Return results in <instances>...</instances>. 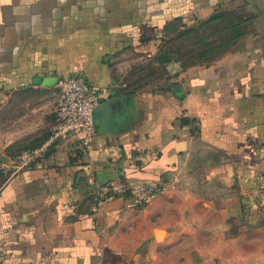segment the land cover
I'll use <instances>...</instances> for the list:
<instances>
[{"label":"crops","instance_id":"1","mask_svg":"<svg viewBox=\"0 0 264 264\" xmlns=\"http://www.w3.org/2000/svg\"><path fill=\"white\" fill-rule=\"evenodd\" d=\"M233 12L248 27L210 62L163 57L170 30ZM75 75L101 97L87 150L53 139ZM11 102L0 264H264V0H0V118ZM118 180L163 190L99 205Z\"/></svg>","mask_w":264,"mask_h":264},{"label":"built area","instance_id":"2","mask_svg":"<svg viewBox=\"0 0 264 264\" xmlns=\"http://www.w3.org/2000/svg\"><path fill=\"white\" fill-rule=\"evenodd\" d=\"M57 89L53 139L76 138L87 150L96 135L94 113L101 103L100 93L84 76L79 75L60 79ZM43 152L44 148L26 150L15 157L14 166L17 169L33 166L40 160ZM162 190L157 183H129L118 180L106 186H95L93 194L99 205L121 197L130 200L132 207L141 208Z\"/></svg>","mask_w":264,"mask_h":264},{"label":"rangeland","instance_id":"3","mask_svg":"<svg viewBox=\"0 0 264 264\" xmlns=\"http://www.w3.org/2000/svg\"><path fill=\"white\" fill-rule=\"evenodd\" d=\"M247 22L248 19L241 12L219 13L214 18L190 27L172 29L165 40L163 57L168 56V60L174 59L183 66L210 62L244 34ZM0 128L1 132L9 133L12 140V102L8 112L0 118ZM34 145L21 147L17 155L32 150L36 147H31ZM7 153L12 159V145Z\"/></svg>","mask_w":264,"mask_h":264}]
</instances>
